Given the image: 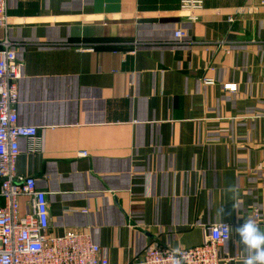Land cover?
Listing matches in <instances>:
<instances>
[{
    "label": "crops",
    "instance_id": "obj_1",
    "mask_svg": "<svg viewBox=\"0 0 264 264\" xmlns=\"http://www.w3.org/2000/svg\"><path fill=\"white\" fill-rule=\"evenodd\" d=\"M6 6L17 123L37 129L16 173L46 194L49 235L87 234L108 264H139L223 223L219 264H242L235 229H264V0H204L194 21L180 0Z\"/></svg>",
    "mask_w": 264,
    "mask_h": 264
},
{
    "label": "built area",
    "instance_id": "obj_2",
    "mask_svg": "<svg viewBox=\"0 0 264 264\" xmlns=\"http://www.w3.org/2000/svg\"><path fill=\"white\" fill-rule=\"evenodd\" d=\"M204 0H180V8L191 20L196 19ZM7 0H0V29H7ZM229 22L233 20L228 19ZM174 38L185 37L176 31ZM23 64L17 61L7 39L0 41V264H108L103 250L87 234L49 235L46 194L36 188L33 177L16 173L19 140L32 141L37 129L17 123V82ZM205 86L213 81L204 80ZM228 93L236 86L225 85ZM26 199L28 211L20 212V199ZM207 241L201 246L180 249L185 264H219V249L230 238L227 224L207 229ZM173 249L152 248L145 251L139 264H171ZM227 260V259H226Z\"/></svg>",
    "mask_w": 264,
    "mask_h": 264
},
{
    "label": "clouds",
    "instance_id": "obj_3",
    "mask_svg": "<svg viewBox=\"0 0 264 264\" xmlns=\"http://www.w3.org/2000/svg\"><path fill=\"white\" fill-rule=\"evenodd\" d=\"M232 194V199L238 197L236 186L229 185L226 189ZM234 207V206H233ZM223 209H221V213ZM239 237V243L243 246L244 257L242 264H264V229H262L253 220L248 219L235 229ZM185 259L179 248L173 249L171 264H185Z\"/></svg>",
    "mask_w": 264,
    "mask_h": 264
}]
</instances>
